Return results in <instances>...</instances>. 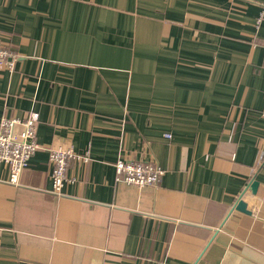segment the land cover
Segmentation results:
<instances>
[{"label":"crops","instance_id":"obj_1","mask_svg":"<svg viewBox=\"0 0 264 264\" xmlns=\"http://www.w3.org/2000/svg\"><path fill=\"white\" fill-rule=\"evenodd\" d=\"M0 45V119L43 145L0 166V264H264V0H0ZM57 144L87 157L59 195Z\"/></svg>","mask_w":264,"mask_h":264},{"label":"built area","instance_id":"obj_2","mask_svg":"<svg viewBox=\"0 0 264 264\" xmlns=\"http://www.w3.org/2000/svg\"><path fill=\"white\" fill-rule=\"evenodd\" d=\"M15 55L5 45H0V66L12 70ZM264 118V109L262 110ZM37 114L29 112L23 119H0V166L8 171L10 184H18L21 171L28 165L31 155L43 145L36 140L35 126ZM16 126H20L17 130ZM51 163L52 192L59 195L65 182L70 178L67 175V166L71 159L87 160L86 156L76 154L68 144H57L47 148ZM116 178L137 187L154 186L158 184L163 169L155 162L118 159L115 163Z\"/></svg>","mask_w":264,"mask_h":264},{"label":"water","instance_id":"obj_3","mask_svg":"<svg viewBox=\"0 0 264 264\" xmlns=\"http://www.w3.org/2000/svg\"><path fill=\"white\" fill-rule=\"evenodd\" d=\"M257 185H258V181H256V180H252L250 182L249 187H250L252 193H254L256 191ZM233 208L235 210L243 212V213H247V214L250 213V210L247 209L246 202L241 197H239L237 199V201L234 203Z\"/></svg>","mask_w":264,"mask_h":264}]
</instances>
